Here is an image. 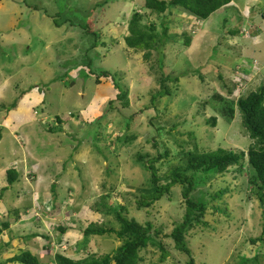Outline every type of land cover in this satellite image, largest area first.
Returning a JSON list of instances; mask_svg holds the SVG:
<instances>
[{
  "label": "rangeland",
  "instance_id": "1",
  "mask_svg": "<svg viewBox=\"0 0 264 264\" xmlns=\"http://www.w3.org/2000/svg\"><path fill=\"white\" fill-rule=\"evenodd\" d=\"M142 2L110 0L104 5L98 43L88 49L94 36L81 34L90 16L83 13L87 0H0V170L14 165L21 170L12 185L0 172V188L8 186L0 199V222L9 221L8 228L0 225V246L3 243L5 248L0 261L20 250L37 256L39 264H54L55 253L72 259L110 253L121 244L114 234L91 236L87 247L80 249L84 248L81 231L88 223L116 225L110 215L91 209L107 194L112 206L127 208L128 217L140 223L150 221L161 230L159 238L167 255L161 260V251L149 245L140 252V264H187L188 257L162 236L171 232L184 213L180 187L173 186L169 196L138 210L135 199L142 195L141 186L149 183V172L136 163V154L155 157L167 149L168 159L156 163L164 174L179 163L177 154L191 139L189 132L205 151L217 147L247 150L252 140L241 126L240 113L236 110L233 120L227 122L214 109L215 95L235 98L238 93L264 87V0L257 2L262 6L255 12L249 11L251 0H233L234 8L213 13L210 20H201L196 26L189 14L177 15L179 21L170 16L171 40L147 61L143 50L128 48L124 40L135 9L141 10L143 22H153L160 30L162 16L140 9ZM245 4L247 13H241L239 7L245 8ZM257 22L263 35L251 38ZM237 28L248 32L238 34ZM184 31L192 36L188 46L180 37ZM246 58L252 60L253 71ZM82 64L96 75L109 71L111 79L126 90V99L116 100L118 92L110 79L95 83ZM158 65L164 74L177 79L165 83L171 96L151 102L160 88ZM73 66L77 68L68 70ZM218 75L225 76L224 81ZM110 100L117 111L97 120ZM56 114L64 118L58 135L46 131L47 121ZM212 116L217 118L215 126L208 123ZM156 141L159 148L153 146ZM185 144L184 150L192 148L191 143ZM253 174L245 157L242 167L232 166L206 180L212 193L222 187L229 191L209 203L208 225H198L186 235L195 264H240L241 256L252 258L257 250L264 252V241L262 245L249 241L260 235L264 212V205L249 195L247 179ZM14 209L19 213L17 219ZM59 225L70 229L74 225V230L62 233L56 229ZM34 233L38 235L32 237ZM11 238L8 248L4 242ZM259 262L264 264L263 255Z\"/></svg>",
  "mask_w": 264,
  "mask_h": 264
},
{
  "label": "trees",
  "instance_id": "2",
  "mask_svg": "<svg viewBox=\"0 0 264 264\" xmlns=\"http://www.w3.org/2000/svg\"><path fill=\"white\" fill-rule=\"evenodd\" d=\"M109 1L110 0H104L103 4H98V2L91 4L87 0V8L83 13H87V15L89 13L90 16L84 26L85 30L81 32V34H91L94 36V41L88 49H93L96 43H98V41H96L100 37L98 34V25L101 22L99 15L102 14L104 5H107ZM230 2L231 0H143L140 9L162 16L163 21L160 20L159 23L160 30L157 29V26L153 22H143L144 15L140 14L141 10L137 11V9H135L128 19L126 28L128 34L124 38L125 44L128 48L143 50V57L147 61L152 57L154 52L161 53L171 40V38H168V36H171V34H169V29L171 28L169 17L172 16L174 20L179 21L177 18L178 11L175 7L181 8L198 20H205L215 11L228 5ZM43 13L46 12L43 11ZM188 23H190V20H188ZM235 31L238 34L240 33L238 28L235 29ZM180 37L184 39L183 44L185 46L190 44L192 36L187 31L182 32ZM246 59L249 62L248 68L252 69V66H249L252 60L249 58ZM158 62H161L160 57L158 58ZM81 67L87 69L89 75L94 76L95 83L97 84L101 83V78L107 81L110 79L112 85L118 92L116 100L122 101L126 99V90L122 89L120 85L111 79L112 75L109 71L101 70L99 74L96 75L93 74L88 65L82 64ZM239 68L246 73L245 68ZM234 69L235 66H233L230 71L234 72ZM68 70H71V67L68 68ZM158 70L160 88L155 94H152L151 102L158 97L171 96L172 91L165 83L167 81L173 82L177 79L176 77L171 78L168 74H164L160 71L159 65ZM224 77L222 78V75H218V79L221 81ZM215 96L218 100L215 101L213 97V100L216 102L214 109L227 122L233 120L236 110L240 113L241 126L249 139L252 140L246 151L236 152L222 147L205 151L198 148L194 133L189 132L188 135L191 139L184 144L188 145L191 143L192 148L184 150V144L181 145V150L177 154L179 163L170 167L164 174L160 173L156 163L162 159H168L169 151L167 149H164L162 152L158 151L155 157L149 156L148 154H136V163L140 164L146 172H149V183L147 186H141L143 187L142 195H138L135 199L136 208L138 210L151 207L164 195L169 196L173 186L177 185L180 187V194L184 204V213L181 221L174 223L171 232L169 234H163L162 236L170 238L173 241L174 248L188 257L187 264H195V261L188 248L186 235L190 229L198 225H208L205 221V214L209 203L213 201V199L220 198L224 193L229 191L228 187H222L213 193L210 192L209 188H207L208 186L206 187L205 185L207 179L228 172L232 166L242 167L243 160L246 157L247 163L254 172V174L247 179L250 192L249 195L251 194L256 197L261 206L264 205V87L260 86L246 94H239L235 98H225L220 95ZM15 104L16 102L14 101L11 108L15 107ZM108 105L106 112L102 116H99L97 120H101L107 114L112 115V112L115 110L117 111L113 100H110ZM6 110H9V107H7ZM110 119H113V117H110ZM62 121H64V118L60 117L59 114L54 115L50 121H47L46 131L50 134L58 135V132L63 131L60 126ZM208 123L215 126L217 118L212 116L208 119ZM125 125L127 128L128 123ZM167 134H170V130ZM1 138L2 136L0 133V139ZM130 138L131 137L125 138L126 140L122 141H127ZM117 140L118 139L115 141ZM119 140L121 139L119 138ZM153 146H158L159 148V142L156 141ZM20 171L21 170H16L14 167H8L6 169V182L8 185H12L18 180ZM7 188L8 186L0 188V199H2L3 191ZM51 189L53 190L52 193L55 194L54 184L51 185ZM108 198L109 196L107 194L100 196L94 202L91 209L96 213L110 215L116 225H107L106 223H98V221L90 222L81 231L83 237L80 243L82 247H86L91 236L114 234L116 238L121 241V244L110 253L103 254L102 256L89 253L86 257L76 260L63 254L55 253L53 257L54 264H140L143 260L140 252L145 250L149 245L161 251V260L165 258L167 252L159 238L161 233L160 228L155 227L150 221L140 223L135 218L128 217L126 215L127 208L125 206L118 204L119 206L114 207L108 202ZM212 209L215 212L218 211L216 205H212ZM224 211H226V209ZM262 214L263 222L261 233L257 237L249 238L252 244L257 242L261 244L264 241V212ZM18 215V210H14L16 219ZM0 225L2 229L8 228L9 221H1ZM69 228L70 227L59 225L56 229L64 233L68 231ZM37 235L38 233H34L31 236ZM41 236L47 240L45 235ZM12 240L13 238L9 239L8 242H4L8 248ZM1 244L0 254L2 250H5V248H3V243ZM260 255L264 257V252L262 253L261 250H257L252 258L241 256L240 264H246L248 261H252L251 264H260ZM12 262L20 264H39L38 257L28 250H20L5 260H1L0 264Z\"/></svg>",
  "mask_w": 264,
  "mask_h": 264
},
{
  "label": "crops",
  "instance_id": "3",
  "mask_svg": "<svg viewBox=\"0 0 264 264\" xmlns=\"http://www.w3.org/2000/svg\"><path fill=\"white\" fill-rule=\"evenodd\" d=\"M244 1V3L246 2V1H250V0H243ZM232 2H233V0H231V2L228 4V5H226V6H224V7H222V8H220V11L221 12H223L224 10H227L228 8H230V7H232V8H234V6L232 5ZM251 2L253 3V4H251L250 6V9H249V11H254L255 12V10H257V9H260L259 7H261L262 5H257V2H261V0H251ZM257 5V6H256ZM247 6L248 5H246L245 4V8H240L239 7V11L241 12V13H247ZM176 9H177V11H178V13L179 14H177L178 16H180L181 14H187V12H185V11H183L181 8H178V7H175ZM261 10V9H260ZM260 13H261V11H259ZM181 13V14H180ZM213 15V14H212ZM212 15H210L207 19H205L206 21H208V20H210V17L212 16ZM262 16H263V13H261L260 14V17L262 18ZM191 17V16H190ZM260 17H259V19H260ZM204 20V21H205ZM205 21V22H206ZM225 21V19H223V22ZM187 22H188V20H187ZM255 25H257V27H255V32L257 31V33L255 34V32H254V34L253 35H250L251 36V38L253 37H255V35H257L258 34V36H262L263 34H262V32H260V26H261V23H259V22H257ZM206 27V26H205ZM240 31V30H239ZM259 32H260V34H259ZM250 36L247 38V39H251L250 38ZM264 36V35H263ZM5 170V169H4ZM0 172H1V174L3 175L4 174V171H2V170H0ZM53 201V200H52ZM33 209V208H32ZM31 209V210H32ZM15 210V209H14ZM27 210H29V209H27ZM26 210V211H27ZM25 211V212H26ZM74 225H72L71 226V229L69 228V230H74V228H72ZM11 247V245L9 246V248ZM87 247V246H86ZM86 247H84V248H80L81 250H84ZM8 253H10V255H12V250L11 251H9V252H7V257L9 256L8 255ZM10 257V256H9ZM71 257V256H70ZM71 258H73V257H71Z\"/></svg>",
  "mask_w": 264,
  "mask_h": 264
},
{
  "label": "clouds",
  "instance_id": "4",
  "mask_svg": "<svg viewBox=\"0 0 264 264\" xmlns=\"http://www.w3.org/2000/svg\"><path fill=\"white\" fill-rule=\"evenodd\" d=\"M224 7V6H223ZM220 11V9H218L217 11H215L214 13H217V12H219ZM187 14H189V13H187ZM190 16H191V18H193V24H194V26H196V24L198 25V24H200L201 23V20H198V19H196V18H194L191 14H189ZM212 15V14H211ZM57 26V25H56ZM248 31H247V29H242L241 30V35H244V33H247ZM254 34V33H253ZM252 34V35H253ZM74 68H77L76 66H73V67H71V69H74ZM69 72V71H68ZM239 95V94H238ZM1 127V126H0ZM1 131H2V128H1ZM1 133V132H0ZM2 136V135H1ZM14 165V164H13ZM3 165H1L0 167H2ZM12 167H14L15 168V165L14 166H12ZM7 169V168H6ZM6 169L4 170V174L6 175ZM4 187V186H3ZM87 256V255H86ZM68 257V256H67ZM70 258V257H69ZM80 259V258H79ZM76 260V259H75Z\"/></svg>",
  "mask_w": 264,
  "mask_h": 264
},
{
  "label": "built area",
  "instance_id": "5",
  "mask_svg": "<svg viewBox=\"0 0 264 264\" xmlns=\"http://www.w3.org/2000/svg\"><path fill=\"white\" fill-rule=\"evenodd\" d=\"M254 62V61H253ZM254 69H253V67H252V69H251V71H253ZM255 70H257V68L255 69ZM239 94V93H238ZM238 94L237 95H234V96H238Z\"/></svg>",
  "mask_w": 264,
  "mask_h": 264
}]
</instances>
